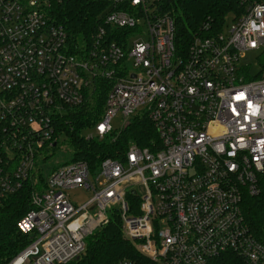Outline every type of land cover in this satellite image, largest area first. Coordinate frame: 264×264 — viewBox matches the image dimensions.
<instances>
[{
  "label": "built area",
  "instance_id": "built-area-1",
  "mask_svg": "<svg viewBox=\"0 0 264 264\" xmlns=\"http://www.w3.org/2000/svg\"><path fill=\"white\" fill-rule=\"evenodd\" d=\"M102 1V23L75 52L49 0H0V198L31 176L37 153L57 144L66 109L98 81L109 89L86 139L136 114L155 135L96 171L75 160L47 173L17 221L30 241L8 264H69L113 210L138 250L115 264H264L242 209L264 174V65L249 79L241 64L264 45V0L185 50L164 0ZM117 114L126 123L114 128ZM75 188L92 195L74 203Z\"/></svg>",
  "mask_w": 264,
  "mask_h": 264
},
{
  "label": "trees",
  "instance_id": "trees-1",
  "mask_svg": "<svg viewBox=\"0 0 264 264\" xmlns=\"http://www.w3.org/2000/svg\"><path fill=\"white\" fill-rule=\"evenodd\" d=\"M258 1L260 0H164L163 8L174 17L176 44L185 50L195 35L210 36L221 31L229 15L234 18L243 13L244 5ZM49 3L47 14L64 27L71 50L76 52V45L91 42L92 33L102 23L105 15L104 1L49 0ZM206 23L209 26L204 28ZM259 74L260 71L255 76H249V79L257 78ZM108 89V81H98L84 103L68 107L59 119V139L49 149L68 145L72 154L70 161L63 164L84 160L91 171H96L104 158H122L130 143L147 145L155 136L149 119L143 114H136L121 129L101 139H86L83 131L100 120ZM43 151L37 153L36 165L23 185L0 198V264H8L30 241V235L18 229L17 221L32 207L31 192L44 184L45 175L38 166L39 155ZM259 186L256 194L245 195L242 209L254 236L264 243V174ZM137 256L135 243L124 237L120 215L113 210L109 213L108 222L86 238L84 251L69 264H115L120 259Z\"/></svg>",
  "mask_w": 264,
  "mask_h": 264
},
{
  "label": "rangeland",
  "instance_id": "rangeland-1",
  "mask_svg": "<svg viewBox=\"0 0 264 264\" xmlns=\"http://www.w3.org/2000/svg\"><path fill=\"white\" fill-rule=\"evenodd\" d=\"M229 18L223 25L226 29L227 25H231L233 16L229 15ZM241 64L249 68L251 76H255L257 72L264 65V45L260 49L248 52L243 59H241ZM124 123L121 114H117L112 120L111 124L114 128L121 127ZM72 151L68 145H62L60 148L49 149L43 151L39 156L38 166L42 169L44 175L46 176L53 168L63 164L64 162L70 161ZM74 203L84 202L89 199L92 192L84 188H75L67 191Z\"/></svg>",
  "mask_w": 264,
  "mask_h": 264
}]
</instances>
